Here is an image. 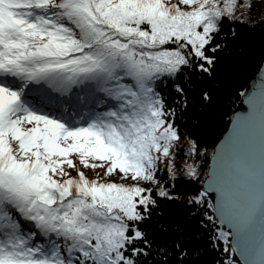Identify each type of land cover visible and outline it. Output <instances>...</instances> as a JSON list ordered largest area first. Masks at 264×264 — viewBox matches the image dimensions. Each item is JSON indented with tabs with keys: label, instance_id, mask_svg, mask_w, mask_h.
Listing matches in <instances>:
<instances>
[{
	"label": "snow or ice",
	"instance_id": "snow-or-ice-1",
	"mask_svg": "<svg viewBox=\"0 0 264 264\" xmlns=\"http://www.w3.org/2000/svg\"><path fill=\"white\" fill-rule=\"evenodd\" d=\"M253 6L0 0V264H264V55L222 138L186 127Z\"/></svg>",
	"mask_w": 264,
	"mask_h": 264
},
{
	"label": "trees",
	"instance_id": "trees-1",
	"mask_svg": "<svg viewBox=\"0 0 264 264\" xmlns=\"http://www.w3.org/2000/svg\"><path fill=\"white\" fill-rule=\"evenodd\" d=\"M253 26L241 25L236 38L230 41V47L215 73L205 76L206 86L210 87L214 103L202 111L190 110L186 114V127L200 139L216 142L229 124V116L238 101L237 92L244 87L257 73V64L264 55V0H254L250 13ZM157 217L163 225L162 235L176 238L181 235L191 236L197 230L194 218L187 215V209L178 203H165Z\"/></svg>",
	"mask_w": 264,
	"mask_h": 264
},
{
	"label": "water",
	"instance_id": "water-1",
	"mask_svg": "<svg viewBox=\"0 0 264 264\" xmlns=\"http://www.w3.org/2000/svg\"><path fill=\"white\" fill-rule=\"evenodd\" d=\"M257 74V73H256ZM256 76V75H255ZM254 76V77H255ZM253 77V78H254ZM253 78L251 79V80H253ZM250 80V81H251ZM249 81V82H250ZM249 82H248V84H249ZM247 84V85H248ZM233 110H235V111H246L247 110V105H245V104H243V102H242V98L240 97V99L238 100V101H236V103H235V107L232 109V111ZM232 111H231V113H232ZM231 113H230V116H231ZM230 116H229V124H228V126H227V128L223 131V134H225L227 131H228V127H229V125H230V123H231V121H230ZM223 134H222V136L220 137V138H222L223 137Z\"/></svg>",
	"mask_w": 264,
	"mask_h": 264
}]
</instances>
